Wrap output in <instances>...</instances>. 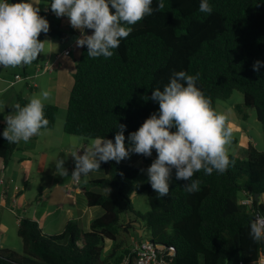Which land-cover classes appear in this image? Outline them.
<instances>
[{
    "label": "trees",
    "instance_id": "1",
    "mask_svg": "<svg viewBox=\"0 0 264 264\" xmlns=\"http://www.w3.org/2000/svg\"><path fill=\"white\" fill-rule=\"evenodd\" d=\"M47 4L50 0H43ZM15 2V0H13ZM200 0H165V6L132 25V32L113 49L110 58H92L87 46L77 59L64 131L85 138L113 139L119 125H126L128 136L159 109L150 97L152 91L169 82L174 71L199 73L198 87L211 99H228L238 90L244 104L254 107L264 124V0H210L213 12H199ZM153 7H156L154 0ZM48 19L46 37L63 39L65 32L55 13L40 11ZM89 34L93 30H87ZM40 57L32 64H38ZM28 99L17 95L16 102ZM59 107L45 102L46 129L56 125ZM6 127V122L4 123ZM175 130V129H173ZM0 131V157L8 164L16 150ZM154 153H157L153 149ZM141 155L143 165L104 162L105 176L90 180L85 193L90 207L100 206L101 217L89 230L70 220L64 231L44 235L39 223L23 217L17 228L23 254L0 249V264H120L132 246L118 243L121 232L136 231L134 221L143 223L157 244L172 249L168 257L176 264H258L264 241L249 236V225L257 215H264V151L249 145L246 158L230 156L234 164L222 174H195L200 190L185 191L183 180L171 173L170 192L159 198L148 182L135 183L141 169L149 166V156ZM100 187L103 192L92 190ZM147 193L150 209H135L132 196ZM240 192L253 198L243 204ZM256 194H259L258 198ZM129 215L127 221L123 214ZM107 241H115L104 254Z\"/></svg>",
    "mask_w": 264,
    "mask_h": 264
},
{
    "label": "clouds",
    "instance_id": "2",
    "mask_svg": "<svg viewBox=\"0 0 264 264\" xmlns=\"http://www.w3.org/2000/svg\"><path fill=\"white\" fill-rule=\"evenodd\" d=\"M50 0L45 4L57 17L66 16L74 29L80 30L77 47L87 46L92 58H110L113 49L129 37L132 25L163 9L165 0ZM199 12H213L210 0H200ZM50 29L49 21L40 15L34 0H0V69L30 65L44 52L45 41L41 32ZM93 30L91 34L87 30ZM264 61L257 60L253 69L259 72ZM199 73L174 71L163 89L152 91L151 99L159 104L144 123L128 136L125 144L126 125H119L114 140L105 137L90 138L70 154L75 160L71 176L79 180L101 168L102 162H121L132 153L156 159L146 169L148 182L159 198L170 192V177L176 170V179L183 180L185 191L200 190L196 173L222 174L234 160L230 159L226 146L231 140L233 128L229 117L216 111L211 99L197 85ZM50 89H41L26 104H12L14 109L5 116L3 137L9 144L27 143L42 133L49 125L45 116V102L50 99ZM175 129V130H173ZM81 149L83 154H81ZM67 158L55 162L56 174L67 176ZM143 171V170H142ZM249 236L256 242L264 241V215H256L249 225Z\"/></svg>",
    "mask_w": 264,
    "mask_h": 264
},
{
    "label": "crops",
    "instance_id": "3",
    "mask_svg": "<svg viewBox=\"0 0 264 264\" xmlns=\"http://www.w3.org/2000/svg\"><path fill=\"white\" fill-rule=\"evenodd\" d=\"M34 3L37 4L40 11H48L45 1L34 0ZM57 18L65 32V37L63 39L45 38L44 52L41 54L39 63L35 64L36 68L30 73H26L27 79H16V75H19L17 73L15 78L9 81L3 75L6 68L0 69V80L6 83L0 85V131L5 129L4 123L6 121L3 117L11 113L9 110H14L11 105L15 104L17 95H19L15 87L19 86L21 82H25V87L31 91L35 90V92L38 91V88L50 89L51 92L56 90V92L54 91V100L57 101L59 97L61 98V92L58 93L59 70L53 69L51 74L53 75L55 71V75L48 78L44 84L34 79L46 73L42 70L45 62L46 65L50 61L54 62L58 64V67L71 64L72 68L74 67V61L77 62L78 55L76 54L74 58L73 52L77 47L76 38L81 36L82 33L71 26L68 17ZM69 33L77 37L71 38L72 35ZM23 67L25 73L26 65ZM18 89L21 91L20 88ZM24 96L29 99L28 96ZM63 133L56 132L55 128L43 129L40 135L32 137L29 142L16 144V150L8 164L0 157V184L3 179L6 183L8 180L16 183L13 190L5 187L4 191L1 192L0 186V236L1 242L5 244L1 248H13L7 244L12 245L10 238L12 234L14 235V230L15 228L17 230L23 217L36 220L44 235H53L64 231L70 220H77L80 227L87 231L90 229L92 221L103 215L104 210L102 207H90L88 205L85 190L90 180L105 176L104 162L101 163L100 169L87 177H81L78 183L71 175L66 178L56 174L54 161L58 158H67L65 167L68 164V169L72 174L75 169V160L67 153L79 149L81 145L90 139L70 135L65 131ZM81 154H83L82 149ZM150 159L151 156L149 157V166ZM140 161H143L142 156L137 158L130 155V158L124 159L121 163L135 165L134 162ZM143 163L140 165H143ZM3 174L4 177H2ZM83 178H85L84 181ZM32 185L35 191L30 195ZM16 187L20 189L17 188V190ZM92 190L103 192V189L97 186L92 187ZM12 219H14L13 223ZM142 225L144 224L141 223ZM143 228L145 229V227ZM136 231L138 232L137 226ZM139 237L142 236L139 235ZM132 240L134 242V240L139 239L132 237ZM12 246L16 248V245Z\"/></svg>",
    "mask_w": 264,
    "mask_h": 264
},
{
    "label": "rangeland",
    "instance_id": "4",
    "mask_svg": "<svg viewBox=\"0 0 264 264\" xmlns=\"http://www.w3.org/2000/svg\"><path fill=\"white\" fill-rule=\"evenodd\" d=\"M70 35H72L71 38L77 37V36H74L73 34H70ZM46 46H47V44H46ZM81 48L82 47H76L75 51L73 52L74 58H75L76 54L78 55L77 57L79 58L80 53H81ZM45 63H43L44 65H43L42 70H44V72H46V73L39 76L38 78H34V79H36L37 81L39 80V81H41V83L44 84V82L48 78L55 75V71H54L53 75L51 74L53 69L59 70L58 73H60V75L58 78V81H59L58 93L60 94V92H61V98L59 97V99H57V101L54 100V91L56 92V90H53L52 96L46 102L47 103H54V104L58 105L59 110H58L56 125L54 128H55L56 132L64 134L63 132H64V124H65V120H66V115H67V107H68L70 93H71L73 83H74L73 74L76 71L77 62L74 61V67L73 68H72L71 64L58 67V64H55L54 62H51V61L49 62L48 65H46ZM35 68H36L35 64L26 65V72L25 73H24L25 68L23 66H18L15 68H6L3 75L5 76V78L7 80L10 81V80H13L15 78V75L17 73H19V74L23 75L22 80H24V79H27L26 73L27 72L30 73ZM1 84L5 85L6 83L2 82V80H0V85ZM25 85H26L25 82H21L19 86L15 87L16 88L15 90H17L18 94H20L22 96H24V95L28 96L29 99L32 97V95L39 94V92L41 91V88H38L37 92H35V90L31 91V90L27 89L25 87ZM18 88H20L21 91H23V92L19 91ZM17 92H16V94H17ZM9 111L12 112V110H9ZM217 111L222 112L229 117L228 123H230V125L233 128V134H232L231 140L228 143V145L226 146V150L228 151L229 156H236L238 158L245 159L249 145L254 146L259 151H264V124L258 119L255 108L254 107H248L244 104V96L240 91H238V90L234 91L232 96L228 99H219L217 101ZM3 119H5V116L3 117ZM131 156L138 158L141 155H138L136 153H132ZM156 157H157V153H152L151 159H150V165L156 159ZM143 162H144V159H143V161L134 162V163H135V165H140ZM122 163H125V162H122ZM35 167H36V165H35ZM66 168L68 170V175L64 176V177L68 178L71 175V173L68 169V164L66 165ZM147 168L143 167L141 169L139 175L135 179L136 184L144 185V184L148 183V176H147V171H146ZM2 177H4V174L2 175ZM84 180H85V178H83V181ZM8 181H7V183H1L0 184L1 192L4 191L5 187H8L9 189H12V190L14 189V186L16 185V183L11 182V181L8 182ZM34 187H35V185H34ZM17 188L18 187H16V189ZM18 189H20V188H18ZM22 189H23V187H22ZM25 190L27 191V188ZM34 191H35V188H33V185H32L31 189H30V192H31L30 195H32V193ZM247 197L248 196H245L243 192H240V199H245ZM132 201L135 205L136 210H140L141 212H147L150 209V201H149L147 193H145V192L134 194L132 196ZM129 215L133 219L136 218V215L134 212H129L128 214H123L122 216H123V218L126 216L127 221H128V219L130 218ZM13 221H14V219H12V223H13ZM74 221L77 222V220H74ZM137 222H139V221H137ZM143 227H145V226L142 225V228ZM132 237H136L139 240L150 239V238H152V233L146 227H145V232L142 235V237L137 236V234L134 230H132L130 232V234H125L124 232H121L119 237H118L117 242L121 243V240H122L124 242L125 246H127V245L132 246L133 245ZM15 240H16V243H15ZM10 241H11L12 245H16V248H14V246H12L11 244H7V245H9L10 247H13L12 249L13 250L15 249L16 251H18V253L23 254V252H22V248H23L22 247V241H21V238L19 237V235L17 233L16 228L14 230V235L12 234V236L10 238ZM17 241H18V244H17ZM114 244H116L115 241H107V243L105 244L104 254H106L108 252V248L111 246L113 247ZM3 245H5V244H3L1 242V236H0V249H2L1 246H3Z\"/></svg>",
    "mask_w": 264,
    "mask_h": 264
},
{
    "label": "built area",
    "instance_id": "5",
    "mask_svg": "<svg viewBox=\"0 0 264 264\" xmlns=\"http://www.w3.org/2000/svg\"><path fill=\"white\" fill-rule=\"evenodd\" d=\"M16 79H23V76L20 74L16 75ZM76 182H80V179L76 180ZM2 183H6L4 179L2 180ZM241 201L243 204L251 206L253 198L248 196ZM131 249L132 253L126 254L120 264H176L168 257L169 255H174L172 249L157 244L153 238L134 240ZM166 252H168L169 255H167ZM258 264H264V252L261 254Z\"/></svg>",
    "mask_w": 264,
    "mask_h": 264
},
{
    "label": "water",
    "instance_id": "6",
    "mask_svg": "<svg viewBox=\"0 0 264 264\" xmlns=\"http://www.w3.org/2000/svg\"><path fill=\"white\" fill-rule=\"evenodd\" d=\"M256 196H257V198H258L259 194H256ZM128 220H129V219H128ZM133 224H134L135 226H137L138 233H139L140 236H142V235H143V232H144L145 229L142 228L141 223H140V222H137V221H134Z\"/></svg>",
    "mask_w": 264,
    "mask_h": 264
}]
</instances>
